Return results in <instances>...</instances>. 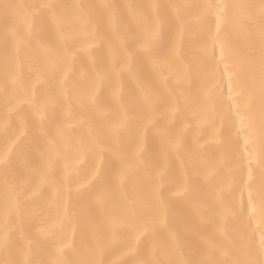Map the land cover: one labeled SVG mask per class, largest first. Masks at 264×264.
Returning a JSON list of instances; mask_svg holds the SVG:
<instances>
[{
	"label": "snow or ice",
	"instance_id": "6c2138e0",
	"mask_svg": "<svg viewBox=\"0 0 264 264\" xmlns=\"http://www.w3.org/2000/svg\"><path fill=\"white\" fill-rule=\"evenodd\" d=\"M66 7L56 3L0 5V16L6 23L11 20L4 33L3 80L0 82L5 96V113L0 122L4 135V146L0 150V172L3 176L0 251L8 256L6 260H0V264H45L33 259V250L42 249L58 224L62 227L71 226L74 233H81L84 253L75 264H106L105 261L96 259L97 252L103 254L115 251L116 245L120 246V251L125 255L136 257L135 264H264V231L259 236L258 244L255 243L254 234L249 236L247 231L254 220H259V226L264 228V178L257 184L249 167L247 179L241 177L238 185L227 181L212 183L228 167L227 141L222 133L213 137L211 143L216 146V152L210 154L199 140L194 142V146L186 144L182 130L172 126L174 118L182 111H190L194 116L204 115L208 111L209 116L212 115L209 111L211 97L202 83L197 85L199 74L195 72L199 56L206 55L207 49L201 48L196 54L189 53L191 61L187 59L184 35L188 22L180 14V9L184 6L170 5L175 16L167 22V27L162 25L159 15H154L135 28H130L126 39L121 43V61L113 64L107 71H95L96 63L93 61L94 76L87 87L70 83L67 62L70 48L64 33V21L68 15ZM99 7L105 9V16L112 25L114 35L118 34L119 20L112 11L114 6ZM128 7L132 8L131 5ZM148 7L159 8L158 5ZM201 7L206 12L216 9L217 33L220 32L223 19L221 13L228 7L248 10L246 18L250 20L258 16L259 86L264 102V0L259 5L217 4ZM132 15L139 14L133 11ZM105 16L97 17L98 25L104 22ZM37 18L40 21L39 29L34 26ZM80 23L85 28L90 27L83 16L80 17ZM52 30H55L57 39L43 42L42 38ZM109 48L111 51V45ZM25 49L33 54L22 58L21 52ZM221 55L223 58V45ZM25 60L32 72L29 82L21 79ZM177 66H183L186 71L179 74V79L173 86L171 70ZM115 73H126L137 85L130 94L128 105L120 104L117 100L122 114L106 119L98 126H92L87 120L81 121L80 126L88 129L87 134L72 146L70 156L57 154L58 161H63V180L51 179L49 171L53 164L47 151L42 149L41 138L48 137L44 128L45 111L54 105L55 98L40 99L37 86L48 83L68 99L71 98L68 93L75 90L78 96L84 97L86 108L98 110V85ZM153 79L161 86L160 89L150 86L149 81ZM17 89L22 90L23 101L31 105L39 124V137L29 138L26 119H20L18 125L12 123L14 115L19 117L18 105L10 106V99L15 98ZM229 91H232L231 87ZM113 96L117 97L118 93L114 92ZM181 102L183 109L180 107ZM158 106H165L173 121L159 125L155 116ZM244 122L245 118L241 117V123ZM247 126L255 129L253 116L247 118ZM149 132L157 141L154 156H149L145 148ZM56 135L64 138L67 131L63 126H57ZM259 135L264 143V103L259 117ZM37 153L42 161L39 167L29 163L32 155ZM172 156L180 158L182 165L187 162L190 166L189 171L184 174L185 183L180 185L185 197L190 192L197 191L193 177L202 176L209 182V192L217 205L222 206L226 197L231 198V214L237 218L239 227L232 237L221 230L226 244L205 240L203 243L206 247L201 251L200 242L196 238L198 233L186 226L187 221L169 223L162 192L142 201L129 198L123 190L126 177L132 172L143 174L154 193L157 182L165 178L169 184L175 185L177 177L169 166ZM189 184L192 185L191 188ZM66 190L75 193L79 209L69 208ZM45 191L50 193L48 202L50 208L55 209V216L44 218L40 214L36 218L26 217L22 204L25 199H30L28 193L31 192L32 196H44ZM110 200L120 207L119 215L105 212L106 203ZM193 204L197 209L200 206L197 200ZM181 227L189 239L181 235ZM57 252L62 253L63 248H58ZM216 253L222 259H215ZM47 264H64V261L53 258ZM111 264L128 262L112 261Z\"/></svg>",
	"mask_w": 264,
	"mask_h": 264
},
{
	"label": "bare ground",
	"instance_id": "6f19581e",
	"mask_svg": "<svg viewBox=\"0 0 264 264\" xmlns=\"http://www.w3.org/2000/svg\"><path fill=\"white\" fill-rule=\"evenodd\" d=\"M5 3L32 5L42 3H56L67 6L68 13L64 21V33L67 37V45L70 51L67 56L69 65L70 83H87L94 76L93 61H95V71L110 70L113 64L121 61L122 40L126 39L130 28H135L139 23L145 22L154 15H159L162 25L167 27V22L174 18L175 12L170 5H182L180 14L188 22L187 31L184 35V47L186 57L191 61L189 53L196 54L201 48L207 49V54L199 56L195 72H197V85L203 84L204 89L211 97L209 111L201 116H194L190 111H182L180 115L173 117L168 114L165 106H158L155 116L159 125L173 121L174 128L182 130L184 141L188 145L194 146V142L199 140L201 145H205L208 153L214 154L216 146L211 143L213 137L222 133L227 141L226 157L228 167L212 181L214 184L235 182L237 185L247 179L248 168L251 167L254 181L259 183L264 178V166H262V155H264V143L259 135V117L262 106L260 95V22L258 16L247 19L248 10L239 7H228L221 16L223 17L220 32L216 30V9L211 12L201 7L203 5H259L261 0H0V5ZM73 5L84 6L83 8H73ZM101 5L114 6L112 11L119 20L118 34L113 33L112 25L105 16V9ZM131 5L130 9L128 6ZM149 5H158L159 8H150ZM92 6V7H90ZM35 11V10H33ZM135 11L139 15L134 16ZM255 12L256 10H252ZM83 16L89 28H85L80 23ZM105 16L102 24H97V17ZM11 20L7 23L0 16V82L3 80L2 57L4 52V33L10 26ZM34 26L39 29L40 21L37 18ZM57 39L55 30L48 36L42 38L43 42L55 41ZM219 41V42H217ZM111 45V51L109 46ZM221 45H223V58L221 55ZM87 48V51H84ZM33 53L25 49L21 52V57L31 56ZM186 71L183 66H177L171 70V84L176 85L179 74ZM32 76L30 66L25 60L21 69V79L29 82ZM150 86L160 89L161 86L153 79L149 81ZM37 93L40 99L54 97L55 103L45 111L44 128L48 133L47 138H41L42 149L47 151L53 167L49 171L51 179L63 180V161L57 158V154L71 155L72 146L78 142L79 138L87 134L88 129L81 127V121L87 120L92 126H98L106 119H113L122 114L120 104L128 105L130 94L136 89V83L129 79L126 73L112 74L111 78L104 80L98 85V105L99 109L86 108L85 99L78 96L75 90L68 93V99L61 95L54 86L44 83L37 86ZM183 87V85H181ZM232 91H229V88ZM162 90V89H161ZM118 93L117 97L113 93ZM10 91V97H11ZM120 101V104L117 103ZM18 105L19 117L13 116V125H18L20 119H26V131L29 138L39 137V124L32 112L31 105L23 101V92L17 89L15 98L10 99V106ZM183 109V102L180 105ZM5 113V96L0 88V122ZM255 118V129H249L247 118ZM241 117L245 122L241 123ZM63 126L67 131V136L61 138L56 135V127ZM247 141V142H246ZM207 142V143H206ZM157 141L151 132L148 133L145 148L149 156L156 155L155 145ZM4 146V135L0 127V150ZM251 157V160L249 159ZM158 158V156H157ZM35 167L41 166L39 154H33L30 161ZM169 166L177 177V183L171 185L167 178L157 182V189L154 193L141 173L132 172L126 177L124 191L129 198L147 200L159 192L163 193V200L167 206L168 221L172 224H179L187 221V227L198 233L197 240L200 242V249L203 251L205 245L203 241L214 240L220 244H226L224 235L228 237L235 234L239 227L237 218L231 214L232 200L226 197L224 204L217 205L209 192V182L202 176L193 177V183L197 191L189 193L187 197L181 191L180 185L185 183V172L190 166L181 164L180 158L172 156L169 159ZM191 184L189 187L191 188ZM43 190V189H42ZM25 199L22 204V211L26 217L36 218L43 214L44 218L55 216V209L49 206L50 193L45 191L44 196H32ZM238 199V195H237ZM66 200L69 208L79 209L74 192H67ZM199 202V208L194 207L193 201ZM105 212L117 216L121 209L114 201H108ZM3 176L0 172V224L3 221ZM99 219V213L97 214ZM26 227V226H25ZM248 235L255 236V243L258 244L259 236L264 228L259 226V220H254L247 229ZM181 235L189 239L183 227ZM67 244V247L64 245ZM63 248L62 253L57 249ZM84 253L81 240V233L72 230L71 226H60L59 224L52 230L50 236L45 241L41 250H33V259L47 262L53 258L63 259L64 264H75ZM143 255V251L141 253ZM7 254L0 251V260H6ZM215 259H222L219 253ZM96 259L103 260L106 264L112 261H127L128 264H135L136 257L125 255L120 251V246L116 245L115 251L97 252Z\"/></svg>",
	"mask_w": 264,
	"mask_h": 264
}]
</instances>
